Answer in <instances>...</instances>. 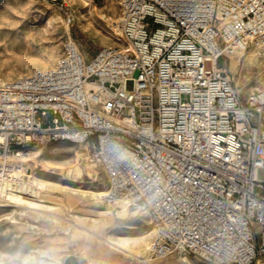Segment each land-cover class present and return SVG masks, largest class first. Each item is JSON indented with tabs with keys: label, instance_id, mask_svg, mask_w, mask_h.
Instances as JSON below:
<instances>
[{
	"label": "built area",
	"instance_id": "obj_1",
	"mask_svg": "<svg viewBox=\"0 0 264 264\" xmlns=\"http://www.w3.org/2000/svg\"><path fill=\"white\" fill-rule=\"evenodd\" d=\"M120 4L119 45L86 62L69 37L55 65L0 77V190L22 193L23 152L75 143L107 176L104 203L149 213L148 260L260 264L264 85L241 92L219 58L264 53V0Z\"/></svg>",
	"mask_w": 264,
	"mask_h": 264
},
{
	"label": "rangeland",
	"instance_id": "obj_2",
	"mask_svg": "<svg viewBox=\"0 0 264 264\" xmlns=\"http://www.w3.org/2000/svg\"><path fill=\"white\" fill-rule=\"evenodd\" d=\"M121 18L120 0H0V77L9 80L55 65L69 37L89 62L100 48L119 45ZM219 64H232L228 69L243 93L264 85V53L250 51L236 65L235 58L221 56ZM84 150L65 141L31 150L24 182L35 175L47 187L36 196L18 193L24 201L8 199L10 204L0 205V264H141L148 259L155 234L149 213L133 207L122 213L119 204L104 203L98 192L107 189L108 179L100 166L97 176L85 172L82 178L42 170L64 171L75 161L85 165ZM110 236L114 243L108 244ZM181 254L149 261L208 264ZM259 261L264 262L263 255Z\"/></svg>",
	"mask_w": 264,
	"mask_h": 264
},
{
	"label": "bare ground",
	"instance_id": "obj_3",
	"mask_svg": "<svg viewBox=\"0 0 264 264\" xmlns=\"http://www.w3.org/2000/svg\"><path fill=\"white\" fill-rule=\"evenodd\" d=\"M116 30L118 31L119 28H116ZM247 53H243L239 57H234L235 58V65H236V62H238L244 56H246ZM235 65H233L231 68L234 69ZM31 160H32V153L31 152H29V153L23 152L22 153V158L20 159V161L23 162V164H27ZM42 170L47 172V173L58 174V175L64 174L67 177H73V178H82V176L85 172L89 176H97V173H98L97 164H95L94 162H91V161H86L85 165L81 164L79 161H75V163H73L69 167H66V169H64V171L54 169V167H50V166H44L42 168ZM46 187H47L46 181L39 178L38 176H35V175L33 177L32 182H26V183L24 181L18 182V188H20L19 192H22L24 194H30L33 196H36L37 194H39ZM104 192L105 191H100V192H98V194L102 196L104 194ZM8 193L0 190V205L10 204L9 202H6V200H8V199L17 200V201H24L25 200V197L23 195L13 194L12 192L9 194ZM119 207L121 208L120 212H122V213L126 212L129 209V205L125 202L119 203ZM107 243L108 244L114 243V238L110 236L109 239H107ZM101 245L103 247L105 246L103 243ZM185 255H187V254L182 253L181 258H184ZM134 262L132 261V264ZM140 262H141V264H152V263H150V261L148 259L147 260L146 259L141 260ZM178 263H180V262H178ZM259 263L264 264V262H260V261H259Z\"/></svg>",
	"mask_w": 264,
	"mask_h": 264
}]
</instances>
